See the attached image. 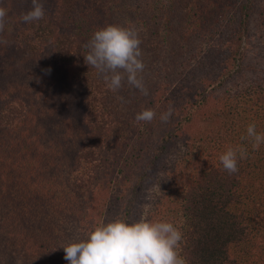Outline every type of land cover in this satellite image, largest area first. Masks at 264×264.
<instances>
[{
  "label": "trees",
  "instance_id": "obj_1",
  "mask_svg": "<svg viewBox=\"0 0 264 264\" xmlns=\"http://www.w3.org/2000/svg\"><path fill=\"white\" fill-rule=\"evenodd\" d=\"M40 2L44 18L25 23L31 0H0L8 10L0 33L8 42L0 44V164L15 162L41 135L36 127L60 124L57 139L52 126L51 139L39 143L47 157L23 172L34 191L56 188L61 206L51 207L53 193L43 220L9 219V230L32 242L24 249L15 241L0 264H69L62 246L116 219L173 223L186 264H264V144L253 150L246 138L252 123L264 133V0ZM193 13L205 17L201 26ZM108 25L138 31L147 96L126 81L111 91L85 63L88 41ZM22 55L49 59V69L22 63ZM169 107L173 116L163 123ZM145 109L156 119L137 122ZM229 147L248 153L235 174L219 161ZM155 173L157 189L142 200ZM6 195L7 207H18L22 197L8 188ZM81 199L90 209L77 205Z\"/></svg>",
  "mask_w": 264,
  "mask_h": 264
},
{
  "label": "clouds",
  "instance_id": "obj_2",
  "mask_svg": "<svg viewBox=\"0 0 264 264\" xmlns=\"http://www.w3.org/2000/svg\"><path fill=\"white\" fill-rule=\"evenodd\" d=\"M31 4V10L21 16L25 23L40 21L45 16L40 0H31ZM7 17L8 10L0 6V33L5 30ZM7 43L0 40V44ZM141 43L135 28L108 25L94 32L86 45L88 53L84 60L102 75L111 91H118L126 81L147 96L148 90L140 75L145 68L141 59ZM173 113L174 109L169 107L160 114V121L167 123ZM156 117L154 110L145 109L136 114L135 120L150 123ZM246 131L252 149L259 150L264 144V133L257 132L255 123L248 125ZM247 156L246 149L229 147L220 155L219 161L225 171L235 174L239 170L238 161ZM182 238V232L171 222L141 219L128 223L116 219L95 227L85 239L62 247L64 259L69 264H186L180 254Z\"/></svg>",
  "mask_w": 264,
  "mask_h": 264
},
{
  "label": "rangeland",
  "instance_id": "obj_3",
  "mask_svg": "<svg viewBox=\"0 0 264 264\" xmlns=\"http://www.w3.org/2000/svg\"><path fill=\"white\" fill-rule=\"evenodd\" d=\"M264 4V2H263ZM193 19H196V22L199 21V25L201 26L200 21H203L205 17H201L200 14H195L193 13ZM200 16V17H198ZM113 21V20H112ZM110 21V23L112 22ZM256 47V44H255ZM47 55V54H46ZM18 59L24 64H28V65H39V68L41 71L43 72L49 68H47L44 63L45 61L47 63H49V59H41L40 57L36 56V55H28V56H20L18 57ZM27 60V61H26ZM26 61V62H25ZM23 64V65H24ZM46 64V63H45ZM43 75V74H42ZM45 76V75H44ZM37 77V75H36ZM48 79L46 78L45 81H47ZM45 88L49 91L51 88L47 85L45 86ZM51 107V106H50ZM52 112L55 111L54 108H52ZM27 116L33 119V116H35L32 111L31 112H27ZM44 120V119H43ZM43 120H39V124H41L43 122ZM52 124V122L50 121L49 125L48 123L45 124V126L43 127H36V129L38 130L37 132L40 133V129L42 130V133L40 136H38L36 139L32 138L30 141L25 142L26 145H24L23 147V152L17 153L16 152V157H15V162L9 165H4L1 166L0 164V173L3 174V178L0 181V186L1 184L3 185H7L8 189H10L12 192L14 191L15 194H19L22 198L21 201L18 202V199H16V202L18 205L15 204V202L13 203L14 205L12 207H7L8 203L6 200V189L1 188L2 192L5 191V199L2 198L1 194V190H0V224H1V228H0V253L3 252V250H7L8 248L13 247L14 242L16 247H20V248H24L26 249L29 245L30 242H32V240L29 238V240H27V237L25 236V239L27 240L26 242L24 241L23 238H21V234H19L18 232H11L9 230L10 227V223H9V219L11 220L12 217H17L18 218V222H28V221H32V217H35L37 219L41 218V220H43L44 218V208L45 205L48 203L53 204V200H52V196L55 195V200H54V205H51V207L53 206H61L60 202H58V200H60V198L62 197L61 193L58 192V190L56 188H53V186H51V184L49 186L45 188H41V189H35L32 187V185H28L30 182V178H27L26 175H24L23 169H27V170H31L32 168L34 169L36 167V160L37 159H43L47 157V148L44 145H40L39 143L41 141H43L44 143H47V139H49L50 137H52V133H51V127L50 126ZM23 124L18 125L19 127H22ZM41 126V125H40ZM54 128H56V133L55 138L57 139L56 135L57 130L60 131V133H62L61 130V125L57 124L53 126ZM35 133V132H34ZM12 134H15L14 132ZM13 137V135H12ZM30 134L28 135V139L30 138ZM51 139V138H50ZM51 140H49L50 142ZM51 158V157H50ZM8 162V161H7ZM9 163V162H8ZM54 163H52V167H54L53 165ZM12 166H15V173L10 174V172H5L4 170H8L9 168H11ZM4 168V169H3ZM23 172V177L21 179V173ZM158 175H160V172H157ZM157 173L154 174V176L148 181L147 185L145 186L144 190H142L141 192V199L142 200H146L149 196H151L152 194H154L155 190L157 189V183L155 184L154 181V177L157 175ZM10 174V176H9ZM21 179L20 185H19V180ZM23 189H22V188ZM55 190V191H54ZM27 192H32L30 197L27 198ZM35 195H34V193ZM58 192V193H57ZM54 193V195H53ZM56 195L58 197V200L56 198ZM30 199V202L29 200ZM23 201V203H22ZM6 202V203H5ZM22 203V204H21ZM141 202H139L138 204H141ZM79 205H83V206H87L88 209H90L91 207V201H83V199H81L79 201ZM16 207L18 209L19 213H14L16 212ZM12 208V209H11ZM12 214V215H11ZM58 215H51L50 214V218L49 220H54L57 221L59 218ZM49 220H47L46 222H49ZM139 221V220H138ZM45 222V223H46ZM19 230H24L23 225H21L19 227ZM41 233L40 229H37V232ZM18 233V236H15V234Z\"/></svg>",
  "mask_w": 264,
  "mask_h": 264
}]
</instances>
